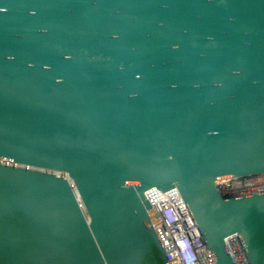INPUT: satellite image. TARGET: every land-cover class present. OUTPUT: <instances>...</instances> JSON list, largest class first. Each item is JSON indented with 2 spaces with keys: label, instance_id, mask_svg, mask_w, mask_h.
Masks as SVG:
<instances>
[{
  "label": "water",
  "instance_id": "water-1",
  "mask_svg": "<svg viewBox=\"0 0 264 264\" xmlns=\"http://www.w3.org/2000/svg\"><path fill=\"white\" fill-rule=\"evenodd\" d=\"M264 0H0V264H169L177 188L216 264H264Z\"/></svg>",
  "mask_w": 264,
  "mask_h": 264
},
{
  "label": "built area",
  "instance_id": "built-area-1",
  "mask_svg": "<svg viewBox=\"0 0 264 264\" xmlns=\"http://www.w3.org/2000/svg\"><path fill=\"white\" fill-rule=\"evenodd\" d=\"M217 188L226 199L264 193V173L221 179L217 181ZM145 196L151 206L155 233L169 264H216L177 188L164 193L150 188ZM229 248L235 264H249L236 237L230 239Z\"/></svg>",
  "mask_w": 264,
  "mask_h": 264
},
{
  "label": "rangeland",
  "instance_id": "rangeland-1",
  "mask_svg": "<svg viewBox=\"0 0 264 264\" xmlns=\"http://www.w3.org/2000/svg\"><path fill=\"white\" fill-rule=\"evenodd\" d=\"M153 219H155V217H153Z\"/></svg>",
  "mask_w": 264,
  "mask_h": 264
}]
</instances>
